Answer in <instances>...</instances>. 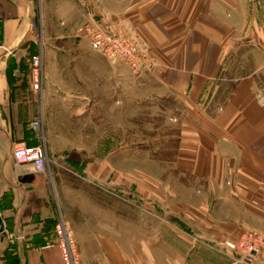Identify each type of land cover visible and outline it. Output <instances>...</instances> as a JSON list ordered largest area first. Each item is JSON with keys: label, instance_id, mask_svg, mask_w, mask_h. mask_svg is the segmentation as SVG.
I'll use <instances>...</instances> for the list:
<instances>
[{"label": "crops", "instance_id": "crops-1", "mask_svg": "<svg viewBox=\"0 0 264 264\" xmlns=\"http://www.w3.org/2000/svg\"><path fill=\"white\" fill-rule=\"evenodd\" d=\"M93 15L146 48L153 66L141 79L180 105L176 163L194 182L167 186L169 200H140L189 225L198 239L151 227L148 238L156 244L157 231L162 245L145 247L144 262L106 149L116 142L106 110H115L123 79L133 77L80 32ZM40 18L42 108L30 85L29 58L40 45L34 0H0V264H60L59 216L85 263L240 264L211 244L264 228V104L254 95L264 94V0H40ZM19 142L44 144V171L15 163ZM108 153L120 160L121 146ZM189 200L192 214L180 210Z\"/></svg>", "mask_w": 264, "mask_h": 264}, {"label": "rangeland", "instance_id": "rangeland-1", "mask_svg": "<svg viewBox=\"0 0 264 264\" xmlns=\"http://www.w3.org/2000/svg\"><path fill=\"white\" fill-rule=\"evenodd\" d=\"M34 4L36 16L38 17V39L42 46L40 0H34ZM93 19L104 20L114 30L122 32L140 44L128 32L119 30L117 26H114L107 16H90L89 20L79 29L81 33H83V26ZM125 67H123V70L131 73ZM130 75L133 77L132 80H129L128 77L123 79L120 98L116 94L115 110H106L107 135H115L116 137L115 144L112 141H107L106 149L107 159L112 166L116 163V176L123 185L120 190L115 192L116 195L121 196L123 214L127 221H129V217L135 220L132 225L135 224L137 227L138 238L136 247L140 253L138 262H144L146 257L143 254L145 247L152 245V243L157 246L162 245V242L159 241L161 238L159 232L155 231V234H153L158 239L156 244L148 238L151 233V227L156 229L170 226L173 230L185 233L184 235L191 242L196 238L198 239V237L191 232L189 225L168 217L158 206L146 201V199L142 201L140 197L145 194L149 197L147 200L153 198L169 200L170 196L166 190L167 186L175 189L178 184H190L194 181L193 177L176 163L180 133L178 122L180 105L178 98L170 94H152L151 87L141 79L142 73L140 75L131 73ZM39 106H41L40 102ZM117 138L120 139V143L117 142ZM119 146H121L122 150L120 160L117 157L113 158V154L109 155L108 153L114 147L117 148ZM193 208L194 200H189V203L183 205L180 210H188L192 214ZM249 232H255L260 249L259 254L255 255L250 263L258 262L259 264H264V228L252 226L241 230L229 240L238 244V242L242 241L243 236ZM122 241L124 249H128L130 240L123 239ZM131 245L134 246L132 241ZM211 245L216 247L219 252L226 254L234 263L245 264L238 261L237 256L227 251L223 246Z\"/></svg>", "mask_w": 264, "mask_h": 264}, {"label": "built area", "instance_id": "built-area-1", "mask_svg": "<svg viewBox=\"0 0 264 264\" xmlns=\"http://www.w3.org/2000/svg\"><path fill=\"white\" fill-rule=\"evenodd\" d=\"M30 27H33V23H30ZM82 31L89 39L91 48L103 54L112 62L122 63L133 75H140L152 68L153 63L146 48L138 44L133 38L114 30L104 20L93 19L83 26ZM39 46L38 51L31 54L29 58L30 85L42 108L44 70L42 48L41 45ZM254 95L259 104H264V94L261 91H256ZM42 120V111L39 109L37 116L31 122L32 128L39 131ZM12 156L15 163L25 164L35 172L46 169L47 153L43 143L37 145H27L23 142L16 143L12 149ZM54 233V244L58 247L61 258L60 264H91L81 260L74 232L61 216L58 217L55 224ZM256 238L255 232H249L243 236L242 241L238 244L227 239L220 242L219 246H223L227 251L237 256L238 261L249 264L253 257L260 252Z\"/></svg>", "mask_w": 264, "mask_h": 264}, {"label": "water", "instance_id": "water-1", "mask_svg": "<svg viewBox=\"0 0 264 264\" xmlns=\"http://www.w3.org/2000/svg\"><path fill=\"white\" fill-rule=\"evenodd\" d=\"M3 229H4V225L0 217V232L3 231Z\"/></svg>", "mask_w": 264, "mask_h": 264}]
</instances>
